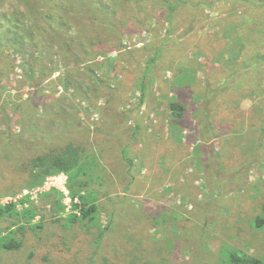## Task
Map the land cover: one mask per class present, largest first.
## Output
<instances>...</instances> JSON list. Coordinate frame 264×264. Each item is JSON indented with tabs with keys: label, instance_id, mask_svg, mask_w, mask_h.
Masks as SVG:
<instances>
[{
	"label": "rangeland",
	"instance_id": "rangeland-1",
	"mask_svg": "<svg viewBox=\"0 0 264 264\" xmlns=\"http://www.w3.org/2000/svg\"><path fill=\"white\" fill-rule=\"evenodd\" d=\"M0 46V205L37 211L0 264H264V0H0ZM69 143L93 218L66 173L29 184Z\"/></svg>",
	"mask_w": 264,
	"mask_h": 264
},
{
	"label": "trees",
	"instance_id": "trees-1",
	"mask_svg": "<svg viewBox=\"0 0 264 264\" xmlns=\"http://www.w3.org/2000/svg\"><path fill=\"white\" fill-rule=\"evenodd\" d=\"M176 8L177 5H171L172 11H174ZM45 17L48 20H52L51 13L46 14ZM10 21H15L13 23L15 24V28H19L20 26L25 27L26 24L25 20L20 21V19L18 18H8L5 24H10ZM30 22H32V19ZM65 22L68 21H64L63 24ZM37 24L38 23L33 20L31 26L33 28L39 29L37 27ZM30 32L33 33V29ZM15 34L17 35V33ZM0 48L2 47L0 46ZM40 50L45 51L46 49ZM70 53L71 55L76 56L78 58V54H76V52L71 51ZM10 65H12V63ZM31 70L34 71V67H32ZM171 109L174 115H176V117L179 119L182 118L186 112L185 105L179 101H172ZM97 163L98 161L94 154L87 153L84 147L78 146L75 143H69L61 149H54L47 153L40 154L31 158L26 163V170H29V184L32 186L44 183L46 178L50 175H55L62 172L66 173L70 179L69 187L71 189L73 198H81V203H76L74 205L76 209L80 210V214L71 215L73 220L77 221L87 218H93L95 213L98 211V204L95 199L89 200V196L81 195L84 188L88 186V181L86 180L85 176L88 175L89 170L93 168L92 165H96ZM92 198L94 197L92 196ZM28 201L29 199H24L22 200V203H20L23 209H19L18 204L16 202L9 203L6 205H0V218L6 214L17 217L22 216V218L26 222L31 224V222L37 216V211L33 207L27 206ZM256 225L259 228L264 227V215L259 216L257 218ZM31 226L33 228H36L39 225L35 223ZM21 245L22 243L20 240H17L16 238L11 236L9 240L1 244V247H3L4 249L13 250L19 249ZM234 260L239 262V264H260L259 260L255 257L244 256L243 258H240L238 255H234Z\"/></svg>",
	"mask_w": 264,
	"mask_h": 264
}]
</instances>
